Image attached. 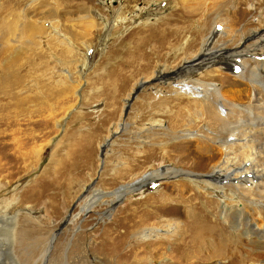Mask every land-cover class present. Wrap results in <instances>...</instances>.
I'll return each mask as SVG.
<instances>
[{"label": "rangeland", "instance_id": "374dc122", "mask_svg": "<svg viewBox=\"0 0 264 264\" xmlns=\"http://www.w3.org/2000/svg\"><path fill=\"white\" fill-rule=\"evenodd\" d=\"M195 1L0 0V24L10 22L8 34L0 35V115L5 120L9 115L13 120L16 140L30 135L26 149L30 151L25 158L16 160L0 152V208L6 209L10 216L18 214L14 216L18 234L24 225L30 224L26 245L20 248L22 253L34 251V260L28 264H40L35 259L44 247L35 250L32 246L37 243L38 235L44 239L42 246L54 233L55 245L48 264H214L217 261L264 264V248L254 251L246 242L240 256L205 251L196 262L174 261L171 251L177 252L174 241L179 225L187 218V201L195 202L197 191L209 194L208 189L196 184L195 176L211 174L224 160L223 147L212 140L217 126L203 112L201 98L196 95H187L178 105L171 102L158 107V103L151 102L142 108L145 97L153 101L176 95L163 82L142 87L135 98L127 100L132 89L145 79L157 77L160 71H177L184 60L194 58L203 48L232 49L249 30L258 27L259 19L252 18L257 14L255 11L244 20L233 4L223 10L214 7L208 11L211 0ZM186 3L195 8L186 10L182 5ZM241 7L246 12L248 5ZM33 24H37L35 30ZM108 25L112 27L109 29ZM200 28L205 30L204 38H209L206 46L204 38L198 39V45L191 42ZM170 32L175 36L169 34L167 42L162 44V38ZM10 37L16 40L8 41ZM144 37L147 40L142 39V43L147 44L150 52L135 64L114 70L112 67L123 51ZM239 56L240 62L254 58L250 54ZM224 58L216 65L231 75L225 76L233 83L222 85L218 73L205 81H211L220 90L226 104L249 106L252 89L245 79L240 83L233 77L237 72L232 59ZM260 59L264 62V56ZM8 70L13 75H7ZM10 75L13 83L7 84ZM125 104H128L126 109ZM179 107L182 113L177 116ZM118 123H126V128L122 125L117 130ZM0 130L8 133L10 129L2 122ZM109 131L117 132L102 152L101 145ZM11 153L18 154L14 148ZM215 155L217 158L213 159ZM59 158H62L63 175L52 181L54 173L49 167L59 164ZM161 168L187 174L145 179L139 188L112 204L110 211L111 203H103V198L91 209L82 210L90 195H96L95 191H112L124 184L140 182ZM187 177L196 185L185 180ZM208 179L207 182L219 184L214 176ZM210 198L217 200L220 195L213 193ZM257 205L260 208L262 203ZM261 215L249 214L255 227L263 226ZM132 216H135L133 221ZM217 217L228 226L222 215ZM1 218L0 222L4 220ZM140 218L143 220L139 231L126 230L127 222L133 226ZM117 221L120 226L112 228ZM171 226H177V230L171 231ZM31 227L37 230L30 233ZM147 228L155 229L153 235L143 236ZM121 232L124 237L116 239ZM13 233L1 231L0 234L2 248L16 242L12 247L16 260L10 253H2L4 264H25L22 254L17 259L15 247L20 238L13 239ZM130 245L135 246V255L120 258ZM250 252L258 254L247 259Z\"/></svg>", "mask_w": 264, "mask_h": 264}, {"label": "bare ground", "instance_id": "6f19581e", "mask_svg": "<svg viewBox=\"0 0 264 264\" xmlns=\"http://www.w3.org/2000/svg\"><path fill=\"white\" fill-rule=\"evenodd\" d=\"M183 1L185 2V0ZM196 1H199L198 3L206 2V0ZM254 2L255 0H211V5L209 6L208 11L209 9H213L214 7H218L219 9L223 10L224 7L228 6L229 4H233L236 8V12L240 14L242 18H244V20L247 19L250 13H254L255 11V13L257 14L252 15V18L257 17L259 19L258 27L249 30L245 34L244 39H240L238 44H236V46L232 49L229 48V46H221L217 47L216 49L214 48V50L208 51L206 49L204 50L203 48L201 52L196 53L194 55V58L184 60L183 64L176 68L178 69L177 71L172 70L171 72L168 71L167 73L165 72L166 70L162 68L161 70H164V72L160 71V73L158 72L157 77L154 76L151 79H145L141 83H138L137 87L132 89L130 95L127 98V100H129L130 98H135L137 95L136 93H138V90L142 87H147L148 85L157 82H163L166 84L167 90L170 92H176V95L173 97L166 96L165 98H157V100L154 99L153 101H149L147 99L148 97H145V102L142 101V108H147L151 102L158 103V107H164L166 106L165 104L171 102L174 105H178L181 100L187 98V95H196L197 97L201 98L200 104L204 109L203 112H206L207 117L212 121V123H214V125L217 126L215 135H213L212 140L215 142H220L221 146L223 147L222 152L224 154V160H222L223 162L221 165L215 167L212 170L211 174L207 175L199 173L197 176H195L197 177V183H195L204 189H208L209 194L208 191L206 193H201L197 191L196 193H194V195L198 199L195 202H192L191 199L187 201V218L181 222V225H179L178 232H176L177 239H175L174 241L175 245L178 247H174L177 252L174 249H172L171 251V254L175 255V257H173L174 261L183 262V260L187 259L189 261L194 260V262H196L198 255L201 252L205 251H211L212 253H218L219 255L223 256L229 254L239 255V253H242L245 250L244 249L242 251V245L244 242H246V246H248L252 250L264 248V224L263 226L260 225V227H255V222L253 223L254 220L252 221L249 217V214H263L260 216L262 219H260L264 222V62L262 61V59H260L261 56H264V0H256V2ZM243 4L248 5L246 12L242 10L241 6ZM182 5L186 10H193L195 8L194 6H191V8L188 7V3H186V5ZM253 6H255V8H253ZM88 17H90V15H86V18ZM2 23L3 24H0V35L4 37L8 34V26L10 25V22L3 21ZM91 23L95 24V20H91ZM35 25L37 24L32 25V28L34 30L36 28ZM111 27V25L107 26V28L109 29ZM169 34L175 36L174 33L172 34V32L168 33L164 36V38H162V44H165L167 42L165 39L166 36H169ZM204 35L205 30L202 31L201 28L198 29L197 34H194V38L191 39V42L197 44L198 39L204 38ZM9 39L8 41L16 40V38L13 37H10ZM142 39L146 38H141L137 41V45L128 46L125 51H123V54H121V57L119 58V60H117V64L112 67L114 70H120V67L122 65H133L138 59L142 58L150 52L148 51L149 49H146L147 44H145V42L142 43ZM176 40H178V38ZM62 42L66 44V42ZM204 44L205 46L209 44L208 37L204 38L203 45ZM233 53L236 54L234 59L232 58L234 55ZM245 54H250L254 56V58L247 61H237V58L240 57L239 55ZM220 55L225 56V60L229 58L232 59L231 64H233L236 70L235 72H237L233 77L237 79L240 83H242V81L245 79L244 81L248 83L250 88L252 89V96L251 100L249 101V106L240 107L226 104L227 101L222 99L219 94L220 90L215 88L211 81H205V79L213 77L216 75L215 73H218L217 76L220 77L222 85L225 84V86H230L233 83L230 79L225 76L231 75L226 73L225 71L223 72V68L221 66L216 65L223 59V56L220 58ZM205 68L206 70H203ZM8 74H12V71L8 70L7 75ZM181 75H184L185 78L182 79ZM188 80L189 82H187ZM6 83H13L11 75L7 76ZM236 85L239 84L236 83ZM143 104L145 105L143 106ZM127 106L128 104H125V109L127 108ZM140 107L139 109L142 110ZM71 109L72 106L70 105L68 110L71 111ZM180 113H182L181 107H179L178 114L176 115L179 116ZM7 117V120H5L1 118L0 115V124L3 122L7 125L8 129H10V136L8 134L9 132L7 133L6 131L4 133L3 130H0V152L3 154V156H8L10 158L12 157L16 160H18L19 158H25L26 154L30 151L29 150L27 152L26 150L27 147L30 145V135L27 134L23 139H20V141L16 140L14 134L15 131L12 127L13 120L10 118L9 115ZM117 125V130H119L122 125H124V128H126V123H118ZM116 132L117 131H109L110 135L105 139V142L101 145L102 152L105 149L103 146L109 145V143H111L113 135L116 134ZM229 137H231V139H229ZM205 144L209 143L207 142ZM13 148L18 152V154L11 153L13 151ZM0 157L2 156L0 155ZM216 158L217 156L215 155L213 159ZM61 160L62 158H59V164H57V161L54 159L57 165L49 167L53 169L54 173L52 181H54L55 178L61 177L63 175V172L61 170V168L63 167ZM220 161L221 158L218 160V162ZM151 173H149L148 176H144L142 179H140V182L124 184L112 191H95L96 195L94 193L90 195L87 203L84 205L82 210L87 211L91 209V207L95 203H97L100 198H103V203H111V207H109L108 209L110 211L112 209V204H115L116 201L124 197L125 194L131 193L137 188H139V185H141V182H143L145 179H164L170 176L172 177L187 174L186 171H180L178 169L170 168H161L157 171H152ZM203 176H207V179L203 178ZM210 176L216 177L219 181V184L215 183L214 181H212L211 183L207 182V180L211 179H208V177ZM190 177H187L185 180H190L189 182L193 186H195L196 184L194 183L193 179L191 180ZM182 182L187 183L188 181ZM88 189L90 190V188ZM233 189L238 190L239 192H233ZM230 192L232 195L231 197L229 196ZM213 193L219 194L220 198L217 200H215L214 198H210V194ZM240 203H242L243 208L240 207ZM259 203H262L260 208L257 207V204ZM5 210L3 211L0 208V218L2 217L4 219L3 220L1 218L3 221L0 222V234L1 231L3 234H9L10 232L12 233V231H14V233L12 234L13 239L17 241V239L20 238L18 245H16L15 247L17 259L18 255L22 254L23 258L25 259V264H28L30 263V261L34 260L35 253L31 249L26 253H24V251L22 253L20 248L21 246L26 245L24 241L29 237V233L27 232L28 228L30 227V224H28L27 227H25L24 225L23 229L18 234V229H16V218H14V216L18 214L10 216L12 214H8L9 212H6ZM220 215H222V217L225 219L224 222L228 224V226H226L220 221V219H218L217 216ZM132 217L133 219L131 220L133 221L135 216ZM8 220H11V222L9 223ZM142 220L143 219L138 222L134 221L133 226L129 224V222H127L128 224H125L126 230L139 231L140 226L142 225ZM118 221L114 223V226L112 228H118L120 226ZM12 223H14V227H12ZM177 226L175 228L174 226H171L170 230L176 231ZM33 227H31L30 233L31 231H33ZM227 227L230 229L232 228L233 230L229 231ZM36 230L37 228H35L33 232H35ZM144 230L146 232L142 234L146 237L153 235V233L155 232L154 228H147ZM147 230L149 232H147ZM107 231L106 233H109V229H107ZM55 237L56 234L54 233L52 237L50 236L49 239H46V244L40 246V244L44 242V239L41 235H38V237L36 238L37 243H33L32 246H35V250H37L36 247L44 248L40 249L38 255L39 259H35V263L36 261H39L40 264H48V261H50L52 248H54L55 245ZM123 237L124 233L121 232L117 235L116 239L121 240ZM15 243L16 242L11 241L10 244L12 245H5L6 248H2V244H0V263L4 264L3 256H1L2 253H10L11 257L16 260L13 252L14 249L12 250V247L15 246ZM135 246L130 245V249H125L124 253H122L120 258H122L123 256V259L131 257L134 254ZM115 253H117V251ZM255 254L258 253L250 252L249 254H247V259L255 258ZM142 256L144 257V255ZM227 257L229 258V256ZM241 258L245 259L246 256ZM214 264H226V262L217 261ZM253 264H256V262H253Z\"/></svg>", "mask_w": 264, "mask_h": 264}]
</instances>
